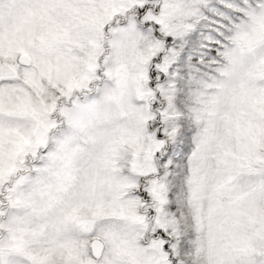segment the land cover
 Masks as SVG:
<instances>
[{"label":"snow or ice","instance_id":"6c2138e0","mask_svg":"<svg viewBox=\"0 0 264 264\" xmlns=\"http://www.w3.org/2000/svg\"><path fill=\"white\" fill-rule=\"evenodd\" d=\"M0 264H264V0H0Z\"/></svg>","mask_w":264,"mask_h":264}]
</instances>
